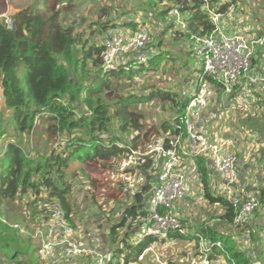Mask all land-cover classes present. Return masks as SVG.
Returning a JSON list of instances; mask_svg holds the SVG:
<instances>
[{
  "label": "trees",
  "instance_id": "obj_1",
  "mask_svg": "<svg viewBox=\"0 0 264 264\" xmlns=\"http://www.w3.org/2000/svg\"><path fill=\"white\" fill-rule=\"evenodd\" d=\"M236 3L242 4L240 0H143L132 10L138 17L119 26L118 9L112 5L100 6L97 19L83 17L77 22L68 17L73 12V0H44L42 9L27 6L16 11L10 17L11 28L0 19V139H6L0 154V262L43 264L41 242L33 244L29 233L21 235L7 220V210L13 211L20 204L28 211L25 215L37 222L35 227L41 228L39 235L53 233L56 239L57 233L50 229L54 210L61 213L78 237L86 228L88 216L92 220L102 218L109 233V249L98 251L110 254V264H133L145 249L156 243L148 237L141 244H132L134 228L130 221L145 214L143 204L155 184L157 163L151 156L144 158L140 170L148 184L133 200L121 195L109 173L130 151L144 152L163 132L183 137L175 126L187 98L175 101L172 95L155 90L147 96L131 92L137 77L148 74L163 59L161 37L152 42L147 62L133 66L129 72L121 68L103 70V37L116 27L134 31L153 18L155 25L172 31L173 41L193 43L194 39L206 38L214 31L210 11L228 16ZM174 11L182 16L184 31L174 28ZM255 50L250 70L241 77L243 82L245 77L248 79L262 70L258 68ZM241 86L227 99L226 106ZM252 96L254 108L261 109L258 117L264 120V100L257 93ZM155 97L172 102L175 116L172 121L151 128L146 125L145 116L133 107ZM37 120L45 124L46 143L44 151L36 150L32 157L25 152L29 147L24 139L28 141L38 127ZM255 129L262 133L264 126L256 125ZM192 159L205 198L223 207L219 222L231 227L236 210L210 193L206 159L202 156ZM258 200L259 205H264V189ZM196 234L214 244L209 253L211 262L222 254L217 249L221 241L211 227L202 226ZM39 235L36 238L43 240ZM168 237L186 238L178 233H170ZM226 240L230 238L222 242L228 253L227 262L252 263L244 252L228 249Z\"/></svg>",
  "mask_w": 264,
  "mask_h": 264
},
{
  "label": "built area",
  "instance_id": "obj_2",
  "mask_svg": "<svg viewBox=\"0 0 264 264\" xmlns=\"http://www.w3.org/2000/svg\"><path fill=\"white\" fill-rule=\"evenodd\" d=\"M209 13L215 29L210 36L193 40L195 44L193 55L200 69L197 72L192 94L186 97L187 101L179 118V124L175 126L184 136L174 135L171 131L163 132L146 146L144 152L130 151L109 173L110 180L117 184L121 195L133 200L141 192V188L148 184L140 170L144 158L151 156L157 163L155 184L143 204L145 214L130 221V225L134 228L131 243L135 245L141 244L148 237L156 243L167 240L170 233H178L186 237L182 221L173 204L186 195L184 161L187 156L204 157L207 165L220 175L221 198L236 210L231 228L236 233L240 232L243 240L248 236L243 229L260 204L257 193L240 190L237 186V156L228 148L226 141L216 139L208 130L203 115L209 100L216 93H221L225 97L234 94L240 78L250 68L255 48L264 42V37L226 34L219 28L221 16L213 11ZM173 15L178 18L180 30L184 31V24L179 19L178 13L174 11ZM3 19L11 28V19ZM103 41L105 47L103 70L114 71L121 68L125 72H129L133 66L147 62L153 42L150 31L145 25L131 32L116 27L105 34ZM247 84L241 87L240 94L243 93L241 96H251L264 88V76L251 79ZM250 84L254 86L253 89L250 88ZM233 103L234 101L228 105L230 110L235 109L236 102ZM51 218V230L57 233L58 238L54 241L40 240L41 250L45 255L48 256L55 248L64 246L66 255L71 258H82L89 262L88 264H110V254L80 243L78 235L63 220L59 211L54 210ZM194 237L198 241V250L185 264H211L209 253L214 244H210L201 235L197 234ZM39 238L41 239V235ZM151 247L150 245L137 257V262L144 260ZM217 249L224 252L220 243L217 244Z\"/></svg>",
  "mask_w": 264,
  "mask_h": 264
},
{
  "label": "rangeland",
  "instance_id": "obj_3",
  "mask_svg": "<svg viewBox=\"0 0 264 264\" xmlns=\"http://www.w3.org/2000/svg\"><path fill=\"white\" fill-rule=\"evenodd\" d=\"M5 2V6L7 5L8 8L11 9L7 15H2L3 18H10L17 9L27 6H33L37 7L38 9L43 8L42 2L44 0H3ZM143 0H73L72 4V13L68 16L69 20L76 19L77 22L81 18H88V19H97V12L99 10V7L102 5H112L116 7L118 19L117 22L119 26L123 24L127 19H133L138 16H136L133 13V7L138 6L142 3ZM242 4L236 3L235 6L231 7L228 13V16L221 17V24L219 25V28L224 31H230L231 33H236L240 35H254L256 37H262L264 36V1L260 0H240ZM123 12V13H122ZM122 13V15H121ZM1 14V13H0ZM142 15V14H138ZM174 16V15H173ZM172 16V17H173ZM175 17V16H174ZM176 18V17H175ZM178 18L175 21V29H181L179 24L177 23ZM147 25H145L149 31L150 35L152 37V40L156 42L160 37L161 39L164 38V35H162V30L159 26L154 24L153 18H150L147 21ZM119 29L121 27H118ZM164 27H162L163 29ZM166 28V27H165ZM169 32V33H168ZM172 31L167 30L164 32V34H169L167 36V39L171 42H174L172 40L171 36ZM163 41V40H162ZM166 43V41H165ZM190 42L185 44L183 40H176L171 49H173V52H163L161 54L163 56V59L159 62V64L149 73L144 75H139L136 79V85H134V88H132L131 92L133 91L136 94H140L143 96L149 95V93H152V91H158L160 94L162 93H168L173 96V98H176L177 101L179 100V95H185V87L189 82L193 81L195 82L197 71L200 69V65L196 61V59L189 54V50L191 49ZM164 46L170 47L171 43L164 44ZM164 49V47H163ZM172 51V50H171ZM175 52V53H174ZM186 52L188 54H186ZM166 56V59L164 57ZM264 55V43L260 45L259 48H257L255 59L256 60H263ZM186 61L189 62L188 67H186ZM185 64V65H184ZM250 70V69H249ZM193 71V72H192ZM192 72V74H191ZM247 73V72H246ZM245 73V74H246ZM123 85V84H122ZM217 97V96H215ZM215 99H218L215 98ZM1 101V99H0ZM168 102L161 99L160 97H155L153 100H151L148 103H137L134 105L133 110L145 114V118L147 120V124H153L157 123L159 120V117L162 115V117H168L169 113V107L172 106V102L170 104H167ZM254 100L248 101H239L236 104H234V110H230L229 106L223 105L219 102V104H216L217 108V114L220 119V126H216L215 130L218 129V133H228L231 134H237L238 132L242 134V141L246 144H248L252 149L256 150L258 152L260 150V147L264 144V142L259 141V139H263V136H260L255 129V126H264V120L258 116H261L260 109H256L253 106ZM165 104L168 105L166 110V114H162V107L165 106ZM211 104H213L211 102ZM256 116V118H255ZM250 117H254V119L249 120ZM239 119L240 124H239ZM257 119V120H256ZM38 124V127L34 129L33 133L28 137V141L25 138V144L29 147L28 151L25 150L26 154L29 156H35L36 150H39V152L44 151L42 148L45 146L46 143V133H45V124L44 122L36 121ZM5 137L0 139V152H2L5 149ZM256 145V146H252ZM48 151V149H47ZM13 208V207H12ZM15 210H7V220L9 224L13 227V229L18 230L21 235L26 236L28 233V236L32 239L33 244L39 245L40 240L36 238L41 231V228L35 227V224L37 223L35 220L33 221L30 216L25 215L28 211L24 207V205H19L18 207L14 208ZM92 211V210H90ZM89 212V210L87 211ZM23 215V216H22ZM85 217V216H84ZM180 218L181 216L178 215ZM182 221V219L180 218ZM86 221V218L85 220ZM95 224V221L93 222L92 217L89 219L85 224L84 227L92 228L90 226H93ZM182 224H184L182 222ZM185 225V224H184ZM183 225V226H184ZM51 229V228H50ZM186 229L184 228V235L186 234ZM39 231V232H38ZM43 240L49 239V235H46V233L42 232L40 233ZM185 239V238H184ZM177 240V239H175ZM182 240V239H181ZM186 240V239H185ZM219 241L224 242V239H219ZM39 243V244H38ZM158 246L155 248L157 249ZM227 248L228 249H234V242L228 240L227 242ZM184 249H187V247H184ZM183 249V250H184ZM55 250H53L50 255H45L44 252L41 250L40 258L43 264H74L68 259V256L66 254H61L55 256ZM158 253V252H156ZM160 257V256H159ZM161 258V257H160ZM155 258H147V256H144V260L141 262H137L135 264H155L153 261ZM163 259V257H162ZM157 261V260H155ZM163 261H168V257L163 259ZM161 262V259H160ZM0 264H4L3 262H0ZM161 264V263H156ZM213 264H227L225 260L222 258L217 259L216 263Z\"/></svg>",
  "mask_w": 264,
  "mask_h": 264
},
{
  "label": "crops",
  "instance_id": "obj_4",
  "mask_svg": "<svg viewBox=\"0 0 264 264\" xmlns=\"http://www.w3.org/2000/svg\"><path fill=\"white\" fill-rule=\"evenodd\" d=\"M264 1V0H260ZM25 7L19 8L16 11L23 9ZM11 11L8 6H5V2L3 0H0V19L2 18V15H7ZM179 15V14H178ZM181 15L179 16V19H181ZM223 17V16H221ZM173 18L176 21V18L173 16ZM264 24V23H263ZM162 30V35H164V38H162V50L163 52H173L174 50L171 49L174 42H171L167 39V36L169 34H164L165 27L162 29L161 26H159ZM124 31L131 32L132 29L129 28H120ZM168 30V29H167ZM135 31V30H134ZM226 34L235 35L236 33H231L230 31H224ZM169 33V32H168ZM264 37V36H263ZM104 39V37H103ZM173 40V39H172ZM166 41V43H165ZM185 44L187 45V41L183 40ZM171 43L170 47L164 46V44ZM264 43V42H263ZM191 49L189 50V54L193 57V51L195 48V44L190 42ZM258 46L257 48H259ZM257 48L255 52L257 51ZM172 50V51H171ZM175 53V52H174ZM186 54H188L186 52ZM258 68L262 69L260 73H257L255 76H252L247 79L245 77L244 82L243 78L240 79L238 85L244 86L247 83H250L251 79H256L261 76H264V62L262 60L258 61ZM185 65V64H184ZM189 62L186 61V67H188ZM193 72V71H192ZM191 72V74H192ZM198 72V71H197ZM249 85V84H247ZM251 85V89H253V85ZM194 82L191 81L187 86L185 87V95H179L178 99L183 100L187 96H190L193 91ZM241 86V87H242ZM264 86V85H263ZM240 87V88H241ZM261 87V84H260ZM256 94V93H255ZM257 94H259L262 99L264 100L263 94H264V88L257 91ZM236 95V94H235ZM243 93L240 94V89L237 91V96L233 97L232 100H230L229 104L234 101V103L239 101H252V95L251 96H241ZM218 99H215L217 97ZM214 97H212L207 105V108L204 111L203 115V121L205 122L208 130L214 135V137L220 141H226L228 143V148L231 151H234V153L237 156V167L236 172L238 176V187L240 190H248L253 191L259 195V192L264 189V144L260 147V150L256 152V150L252 149L247 143L245 144L242 141V134H231L228 133H218L215 130L216 126H220V119L221 117H218L217 114V108L216 104L222 103L223 105H227L226 101L230 97H225L222 94H216ZM244 97V98H243ZM0 99H1V89H0ZM175 99V98H174ZM177 99H175L176 101ZM167 104H170L169 101H167ZM211 102L213 104H211ZM233 103V104H234ZM1 104V101H0ZM165 104V106L162 107V114H166L168 112L166 108L168 105ZM174 104L172 103V106ZM169 107V113L168 117H162V115L159 117V120L157 123L153 124H147V120L145 118V123L148 126H159L163 122L172 121L173 117L175 116L174 109ZM261 111V109H260ZM145 116V114H143ZM239 119V124H240ZM260 136L264 137V130H262V133H258ZM259 141L264 142L263 139H259ZM256 146V145H252ZM2 152H0L1 154ZM263 154V155H262ZM262 155V157H261ZM184 167H185V183H186V195H183L181 198L177 199L173 207L177 213V215L181 216L182 222L184 228H188L186 231V240L183 238L181 239H167L161 242L153 243L151 246V251L146 253L147 258H155V260L152 259V261L156 263L161 264H185L189 260V258L197 253L198 250V241L193 235H197V231L202 226H209L213 229L216 234H218V239L223 238L224 240L229 237L230 241L234 242V249L240 250L246 254L248 257V260L251 261V264H264V205H259L258 209L255 211V213L251 216L248 224L243 229V232H246L247 239L243 240L241 238V233H236L231 227H227L224 225V223L219 222L220 216L223 214L224 210L223 207L220 204H214L210 203L204 196L203 187L201 180L199 178V175L197 173L196 166L194 164V161L192 157L187 156L184 161ZM208 172H209V188L210 193L214 197H221V178L220 175L214 170L213 168L208 166ZM95 221V224L93 226H90L92 228H84V232H81L79 234L80 237L79 240L80 243L84 246H87L91 249H97L101 251H108L109 244H108V237L109 233L106 230V223L104 220L100 217L97 219H93V222ZM190 235V236H189ZM55 234L51 233L49 234L50 240H55ZM188 237H191V239H188ZM222 240V239H221ZM208 241V240H206ZM228 240H226L225 246H227ZM224 252H226L224 245L222 242H219ZM156 246L157 249L155 248ZM184 247H187V249H184ZM184 249V250H183ZM55 256L66 254V248L64 246H60L55 249ZM220 251V250H219ZM158 252V253H156ZM222 252V251H220ZM216 256V259L211 262V264L216 263L217 259L222 258L227 262V254H223ZM227 255V257H226ZM161 258H160V257ZM164 257H168V261H163ZM68 259L73 262L74 264H88L89 262L85 261L82 258H71L68 256ZM161 259V262H160ZM137 263V262H135ZM133 263V264H135ZM145 264V263H144ZM227 264H231L227 262Z\"/></svg>",
  "mask_w": 264,
  "mask_h": 264
}]
</instances>
